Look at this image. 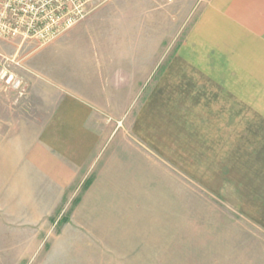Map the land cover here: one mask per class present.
<instances>
[{"label": "rangeland", "instance_id": "1", "mask_svg": "<svg viewBox=\"0 0 264 264\" xmlns=\"http://www.w3.org/2000/svg\"><path fill=\"white\" fill-rule=\"evenodd\" d=\"M211 5L108 0L51 40L0 38V264H264V50L231 69ZM228 73L253 103L234 122L212 106ZM68 95L96 109L93 145L45 138ZM148 104L154 148L131 131Z\"/></svg>", "mask_w": 264, "mask_h": 264}, {"label": "crops", "instance_id": "2", "mask_svg": "<svg viewBox=\"0 0 264 264\" xmlns=\"http://www.w3.org/2000/svg\"><path fill=\"white\" fill-rule=\"evenodd\" d=\"M211 9L217 10L219 18L218 25L219 31L222 29L218 40L220 43L217 44V50L219 54H224L226 49H228L232 59L231 69H247L249 72L250 69L254 66H259L263 69L262 61L257 60L259 57L257 54L253 55L255 51L264 50V0H212ZM222 22V23H220ZM199 26L204 25V20L198 24ZM198 29V28H197ZM199 35L196 34V38ZM198 42V39L196 40ZM195 41V42H196ZM203 42V40L201 41ZM227 42V46L223 43ZM259 55H261L259 53ZM255 56V58H254ZM222 57V55H221ZM180 62L185 65L186 69L188 64V56L183 53L180 54ZM170 69V68H169ZM245 70V72H247ZM244 72V74H245ZM247 72V74H248ZM263 72V70H262ZM212 76V85L213 88L223 95L222 98L214 99L212 101V106H226L231 107L232 110H228L227 120L235 121V110L234 107L237 105L239 107H252V101L245 96H241L237 93V89H240L236 84L237 78L235 73H228L227 77L220 78V73L213 74ZM248 82L242 87L243 89L251 90V82H259L263 79L261 77L246 78ZM247 84V85H246ZM146 106V109H143L137 114V117L133 120L132 133L138 140H142L143 145L148 147H156V137L160 136L159 133H149L147 130H156V125L151 121V119H146L145 115L147 112H150L151 109ZM231 111V113H230ZM251 111V109L249 110ZM98 116L94 106L82 99L79 96H65L60 102L56 112L53 114V117L50 119L52 122L51 128L48 129L45 138L62 139L67 138L70 141L67 144L71 146L81 145L82 142L79 139H86L85 144L93 145L95 139L98 137L92 128L88 127L86 123ZM95 119V118H94ZM145 130L141 132L140 130ZM51 133V134H50ZM152 138V139H151ZM52 142H47L52 144ZM55 143V142H54ZM84 144V143H83ZM156 151L155 149L153 150ZM87 152L79 154V161L86 156ZM83 156V157H81ZM75 160V159H74ZM77 161V160H76ZM263 235H264V113H263Z\"/></svg>", "mask_w": 264, "mask_h": 264}, {"label": "built area", "instance_id": "3", "mask_svg": "<svg viewBox=\"0 0 264 264\" xmlns=\"http://www.w3.org/2000/svg\"><path fill=\"white\" fill-rule=\"evenodd\" d=\"M108 0H0V38L48 41L81 22ZM6 82L18 85L14 75Z\"/></svg>", "mask_w": 264, "mask_h": 264}]
</instances>
